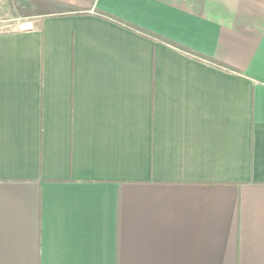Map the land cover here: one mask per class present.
I'll return each instance as SVG.
<instances>
[{"label": "crops", "instance_id": "obj_1", "mask_svg": "<svg viewBox=\"0 0 264 264\" xmlns=\"http://www.w3.org/2000/svg\"><path fill=\"white\" fill-rule=\"evenodd\" d=\"M57 1L0 31V264H264V0Z\"/></svg>", "mask_w": 264, "mask_h": 264}, {"label": "trees", "instance_id": "obj_2", "mask_svg": "<svg viewBox=\"0 0 264 264\" xmlns=\"http://www.w3.org/2000/svg\"><path fill=\"white\" fill-rule=\"evenodd\" d=\"M8 4L11 8V11L15 17H27L32 18L36 16H43V15H50V14H64V13H82L85 12V9H81L78 7H74L71 5H68L66 3L57 1V0H8ZM104 14V13H102ZM106 15V14H104ZM108 16V15H106ZM110 17V16H108ZM111 19L125 25L126 27H130L136 31H139L153 39L164 41L167 43H170L174 46H178L175 43H172L168 41L167 39L154 34L152 32H149L147 30L138 28L136 26H133L131 24L122 22L116 18L110 17ZM194 54V53H192Z\"/></svg>", "mask_w": 264, "mask_h": 264}, {"label": "rangeland", "instance_id": "obj_3", "mask_svg": "<svg viewBox=\"0 0 264 264\" xmlns=\"http://www.w3.org/2000/svg\"><path fill=\"white\" fill-rule=\"evenodd\" d=\"M27 17H15L8 4V0H0V31L18 30L26 27Z\"/></svg>", "mask_w": 264, "mask_h": 264}]
</instances>
